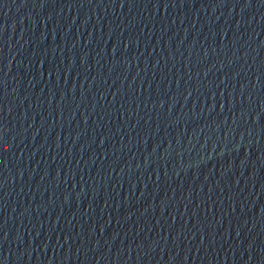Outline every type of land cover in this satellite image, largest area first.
Masks as SVG:
<instances>
[{"label":"water","instance_id":"95a60500","mask_svg":"<svg viewBox=\"0 0 264 264\" xmlns=\"http://www.w3.org/2000/svg\"><path fill=\"white\" fill-rule=\"evenodd\" d=\"M0 264H264V0H0Z\"/></svg>","mask_w":264,"mask_h":264}]
</instances>
